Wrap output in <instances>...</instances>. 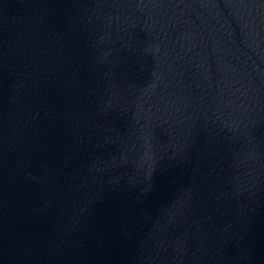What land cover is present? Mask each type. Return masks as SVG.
Masks as SVG:
<instances>
[{
    "label": "water",
    "instance_id": "water-1",
    "mask_svg": "<svg viewBox=\"0 0 264 264\" xmlns=\"http://www.w3.org/2000/svg\"><path fill=\"white\" fill-rule=\"evenodd\" d=\"M0 264H264V0H0Z\"/></svg>",
    "mask_w": 264,
    "mask_h": 264
}]
</instances>
